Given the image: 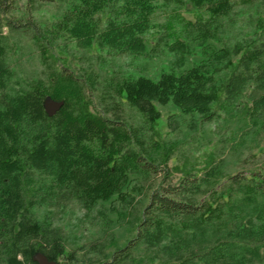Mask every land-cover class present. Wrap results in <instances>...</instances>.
<instances>
[{
  "label": "trees",
  "instance_id": "trees-1",
  "mask_svg": "<svg viewBox=\"0 0 264 264\" xmlns=\"http://www.w3.org/2000/svg\"><path fill=\"white\" fill-rule=\"evenodd\" d=\"M187 1L195 8L192 20L180 13ZM15 2L0 0V25L34 35L43 51L55 48L56 32L82 48L112 55L145 54L155 35L180 61L192 43L198 45L206 57L190 68L162 72L157 80L138 76L116 82L119 98L151 127L161 117L156 103L211 119L217 105L228 109L237 93L246 90L257 115L264 114L263 52L240 46L234 62L232 52L213 42L238 0H72L55 28L39 26L27 13L23 19L9 16ZM170 3L172 9L167 14L161 10L162 21L155 24L158 9ZM224 60L228 77L217 84L214 68ZM5 67L0 59V264H23L19 253L38 264V252L57 262L59 256H70L50 225L35 215L39 204L46 205L45 196L55 198L58 189L74 186L86 201L105 200L119 181L134 179L136 168L143 179L156 173V158L167 163L170 153L158 140L144 149L143 134L129 122L92 108L98 81L94 70L81 76L59 64L48 72L47 82L36 79L22 89L9 83ZM47 98L58 103L52 112L45 107ZM228 182L226 196L212 192V201L198 203L191 199L195 182L159 183L147 195L135 237L100 264L127 263L129 250L138 244L149 252L151 264H264V172L248 178L232 175ZM244 208L250 212L242 217ZM204 236L211 239L207 246Z\"/></svg>",
  "mask_w": 264,
  "mask_h": 264
},
{
  "label": "rangeland",
  "instance_id": "rangeland-1",
  "mask_svg": "<svg viewBox=\"0 0 264 264\" xmlns=\"http://www.w3.org/2000/svg\"><path fill=\"white\" fill-rule=\"evenodd\" d=\"M71 2L32 0L27 4V0H16L9 16L23 19L27 13L39 26L55 28ZM172 7L170 3L158 9V19L154 23L162 21L158 14L161 10L167 14ZM194 12V6L188 1L180 9L182 16L191 20ZM160 29V26L152 27L150 33ZM56 37L55 48L43 51L35 43L34 35L12 32L1 22L0 59L11 73L9 83L27 89L36 79L47 82L48 72L59 64L81 76L87 70H94L98 81L92 108L105 117L129 122L143 134L141 144L144 149L151 148L152 141L158 140L167 146L170 154L167 163H159L160 157H157V172L145 179L141 176L144 175L142 170L136 168L137 173L132 174L134 179L119 181L105 200L86 201L79 197V187L74 186L58 189L55 198L45 196L46 205L39 204L35 215L50 225L70 256H59L58 261H52V264H100L110 260L115 248L135 237V225L141 217L147 195L159 183L179 184L181 179L195 182L197 187L192 188L191 199L195 203L209 202L212 201L209 197L212 192L226 196L224 189L229 186L230 176L238 174L240 178H248L255 172H264V114L257 115L248 90L237 93L228 109L225 103V107L217 105L211 119H204L197 112H183L171 104L162 106L156 103L161 117L153 127L116 93L115 85L120 78L146 76L157 80L162 72H180L194 66L206 57L198 45L192 43L193 47L185 51L184 61H180L166 44L158 43L156 35L149 38L146 53L136 56L112 55L95 48H82L63 32H56ZM213 42L216 48L232 52L234 62L238 59L235 50L240 46L260 50L264 57V0H238L223 19L222 28ZM228 68L225 60L216 65L217 84L228 77ZM46 105L48 111H53L57 104L48 99ZM249 212L244 208L240 213L243 217ZM209 229L214 230V226L208 227V232ZM210 240L209 236H204L203 245L207 246ZM129 253L130 258L125 264H151L146 259L149 252L144 245L134 246ZM18 258L23 264H30L22 253ZM35 258L41 264L46 256L38 252Z\"/></svg>",
  "mask_w": 264,
  "mask_h": 264
},
{
  "label": "water",
  "instance_id": "water-1",
  "mask_svg": "<svg viewBox=\"0 0 264 264\" xmlns=\"http://www.w3.org/2000/svg\"><path fill=\"white\" fill-rule=\"evenodd\" d=\"M47 100H48V99H47ZM52 102H54V101H52ZM54 103H56V102H54ZM56 104L58 105V103H56ZM45 105H46V103H45ZM57 105H56V107H57ZM45 107H46V109H47V105H46ZM47 111H48V110H47ZM49 112H52V111H49ZM35 255H36V254H35ZM35 255H34V259L36 260ZM36 261H37V260H36ZM41 264H52V261L48 260L47 257H46L45 259L42 260Z\"/></svg>",
  "mask_w": 264,
  "mask_h": 264
}]
</instances>
